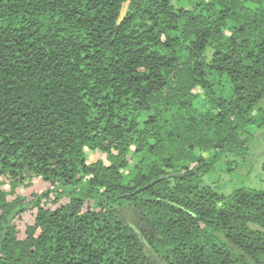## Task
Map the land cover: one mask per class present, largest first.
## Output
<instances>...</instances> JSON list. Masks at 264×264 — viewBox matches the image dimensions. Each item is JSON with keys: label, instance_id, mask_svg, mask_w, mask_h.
<instances>
[{"label": "trees", "instance_id": "1", "mask_svg": "<svg viewBox=\"0 0 264 264\" xmlns=\"http://www.w3.org/2000/svg\"><path fill=\"white\" fill-rule=\"evenodd\" d=\"M263 99L264 0H0V264H264Z\"/></svg>", "mask_w": 264, "mask_h": 264}, {"label": "rangeland", "instance_id": "2", "mask_svg": "<svg viewBox=\"0 0 264 264\" xmlns=\"http://www.w3.org/2000/svg\"><path fill=\"white\" fill-rule=\"evenodd\" d=\"M196 0H172L175 7L191 8ZM126 11L123 7L122 16ZM210 52L207 53L209 57ZM204 99H201L202 103ZM199 106V103H198ZM264 110V99L258 105ZM248 154L244 158H235L231 155L220 157L213 169L199 179L201 186L210 187L219 195H230L240 187L254 190H264V127L248 126ZM87 162L102 160L106 162L105 155L99 152L84 150ZM207 157V155H204ZM192 168L193 165H190Z\"/></svg>", "mask_w": 264, "mask_h": 264}, {"label": "water", "instance_id": "3", "mask_svg": "<svg viewBox=\"0 0 264 264\" xmlns=\"http://www.w3.org/2000/svg\"><path fill=\"white\" fill-rule=\"evenodd\" d=\"M174 176H175V175H174ZM164 178H165V176H162V177H160V178H158V179L152 181L149 185H147V186H146L145 188H143V189H147V188L153 186L155 183H157V182L160 181V180H163ZM143 189L137 190L136 192H139V191H141V190H143Z\"/></svg>", "mask_w": 264, "mask_h": 264}]
</instances>
